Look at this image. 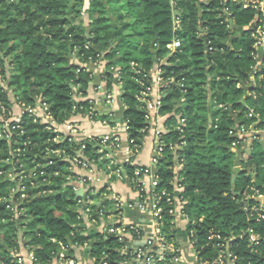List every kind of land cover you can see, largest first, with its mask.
<instances>
[{"label": "trees", "instance_id": "trees-1", "mask_svg": "<svg viewBox=\"0 0 264 264\" xmlns=\"http://www.w3.org/2000/svg\"><path fill=\"white\" fill-rule=\"evenodd\" d=\"M244 1L89 0L92 23L86 35L75 25L83 0H0V103L7 111L13 104L24 110L43 100L62 124L74 112L75 94L85 95L91 82L85 66L103 60L107 91L116 80L121 86L135 157L147 134L142 132L147 113L140 97L150 81L142 76L159 69L166 82L159 114L167 116V132L160 137L155 159L158 189L173 194L179 186L178 203L193 231L192 246L202 259L212 260L217 255L214 245L233 239L229 250L235 264H264V221L257 222L244 211L260 202L243 196L251 194L250 187L264 196V189L255 184H264V151L239 163L236 173L234 150L240 144L233 149L234 139L228 134L240 125L264 127V67L253 69L254 41L248 29L258 15L243 9ZM174 14L181 22L177 32ZM234 25L244 33L232 29ZM176 37L181 46L169 54L167 45ZM152 42L153 50L158 49L155 56ZM69 50L78 53V63L68 59ZM116 68L118 78L110 71ZM250 110L253 116L248 117ZM180 117L185 118L181 133L176 130ZM9 133L8 140L0 138V264H17L21 245L33 254L35 264H51L61 246L71 257L72 244L89 247L95 264H101L103 254L109 264L127 261L128 255L121 252L124 243L117 238L96 231L86 235L77 228V198L67 181L71 167L48 153L60 150L71 158L83 145L82 155L90 162L106 164L99 152L102 140L90 138L78 146L64 137L57 141V134L26 113ZM134 170L126 164L130 180ZM18 186L23 190L17 192ZM86 200L94 218L104 210L108 215L110 202L100 203L98 194L92 193ZM164 216L162 231L172 242L176 233L172 218ZM211 233L220 241L210 240ZM252 233L260 238L257 246L249 242Z\"/></svg>", "mask_w": 264, "mask_h": 264}, {"label": "built area", "instance_id": "built-area-1", "mask_svg": "<svg viewBox=\"0 0 264 264\" xmlns=\"http://www.w3.org/2000/svg\"><path fill=\"white\" fill-rule=\"evenodd\" d=\"M242 7L243 9H252L258 15L256 20L250 24V37L254 41L252 60L255 64L253 68L255 71L256 69H261L262 67H264V0H245ZM224 12L229 14L227 10H224ZM172 21L174 32L179 31L181 26L180 18L174 14ZM180 46L181 42L176 37L169 45H167V49L169 53H174L180 48ZM85 48H87V46H85ZM260 50H262V59L258 58ZM135 67L136 65L132 63L131 68L134 69ZM110 71H112L118 78L119 70L117 68L110 69ZM253 73L255 72H252L250 80L254 79ZM142 79L150 81V84L145 86V90L140 97V100L145 104L147 113L145 116L146 126L144 127L142 132H148L149 122L151 119L150 115L152 113H159V109L161 107V90L163 87H165L166 82H163L160 79L159 69H155L153 74L151 75L143 74ZM159 84H163L162 88L156 89V85ZM141 86H144V84H141ZM114 99L115 96L113 93L107 92L105 94V100L107 103L113 104L115 101ZM25 113L33 118L34 123L45 125V129L47 131H52L53 133L57 134L59 136L56 138L57 141L61 140L64 137L68 139L69 142H72V136L78 131V127L68 122V120L62 124L57 123L50 114L46 103H44L43 100L38 99L34 107H29L22 110V113L19 117H16L13 114L12 110L7 111L0 103V138L8 140L10 136V129L18 128L19 124L21 123L22 116ZM251 116H253V110H250L248 113V117ZM11 124H14V126L10 127ZM184 125L185 118L180 117L179 122L176 126V130L181 133ZM125 131H128L127 122H125ZM259 132H264V127L261 130H255L254 127H247L245 125L233 127L228 132L229 136L234 139L231 147L235 149L238 144H241L248 139L257 141L259 139ZM161 135L162 133L159 131H156L154 133L155 141L158 146L161 143ZM101 140L102 146H107L108 148H111L113 150L119 148L118 140L115 137H103ZM132 143L133 142L129 140L128 137L127 147L124 150V162L129 165L132 164L133 155L135 153L131 148ZM80 147V150L76 151L74 156L71 158L65 156L64 152L60 150H48V153L61 160L69 159L71 167L89 169L93 163L88 159L86 160L82 155L81 151L84 149V146L81 145ZM170 149L173 150L172 145H170ZM42 174L43 173H40V175ZM19 175H22V172L14 175L10 174L9 177L14 179L16 177H19ZM134 176L135 177L130 180V183L132 189L138 197V202L137 204H135V206L140 211L146 212L150 215L153 229L150 235H146L140 227L125 224L122 221L123 209L121 207V199L117 195L112 194L109 190H104L102 192L100 191L98 193L89 191L86 193V195H84L83 198L77 199L78 214L76 217V226L77 228L85 231V234L87 230V228L85 227L89 226L93 228V231L101 233L104 237L113 236L117 238L119 242L124 243L121 252L123 253V255H128L129 258L127 261L121 262L119 264H178L179 250L177 246L173 244L174 239L172 240V242L167 241V235L163 233L162 228L165 224L164 213L165 215L172 218V230H175V221L176 217L178 216L184 218L189 224V220L183 211V206L178 203L179 195L176 196L175 194V189L177 188L180 190V188L176 185L173 194L169 193L165 189H158L159 180L155 174V170L153 171V169L150 167L136 168L134 170ZM72 179H75L78 185H85L87 181V179L83 177H74V174L67 177L68 182H71ZM17 189V192H19V190H23V187L18 186ZM248 189L251 194L244 192L243 196L245 198L256 199L260 203L252 207H244V211L248 213V217H254L257 222L264 221V196H262L253 187H250ZM73 190L75 193L78 192V187H73ZM90 193L96 195L98 194L100 203H102L103 201L110 202V208H107L108 215H105L106 210H104L99 213L97 217L98 219L93 217L92 212L86 208V205L88 204L86 198ZM162 204L169 205V209L165 211ZM201 220L202 219H200V221ZM188 233L190 245L194 250L192 246L193 243L191 241L193 231L188 230ZM209 239L213 241H220V236L211 233ZM138 241L141 242V245H135V243ZM232 241L233 239H229L225 242H218L217 244H215L214 247L217 249V255L210 261L202 259V257L199 256V253L194 250L196 261L194 264H235L236 258L229 250V244ZM249 242L252 246H257L260 243V238L258 235L252 233L249 236ZM262 246L264 247V240L262 241ZM72 247L80 246L77 244H72L70 245V248ZM67 250V247L61 246L59 253L53 259L51 264H79L74 259H72V257L67 256ZM103 259L104 260L101 261V264H109L106 261L107 255L103 254ZM16 262L17 264H35L33 254L30 252H27L25 256H22L20 255L19 251V253L17 254Z\"/></svg>", "mask_w": 264, "mask_h": 264}, {"label": "crops", "instance_id": "crops-1", "mask_svg": "<svg viewBox=\"0 0 264 264\" xmlns=\"http://www.w3.org/2000/svg\"><path fill=\"white\" fill-rule=\"evenodd\" d=\"M88 9L89 0H83L82 13L75 22V25L80 30H83L86 35L90 31V25L92 23L87 13ZM248 29H251V25ZM242 33H244V30H242ZM76 54L78 55L77 52L71 51V59L68 54V59L74 64L78 63V56L76 57ZM261 54L262 50H260L259 59H262ZM85 68L91 74V82L85 95H77L76 93L74 96V112L68 119V122L78 127V131L72 136V143L78 146L90 137L99 139L103 137H115L118 140L119 148L113 150L107 146H103L99 152L104 154L102 159H104L106 164H92L89 169L71 167L69 159H66L69 163L68 165L71 167L68 170L69 176L74 174V177L87 179L85 185H78L75 179L68 182V185L72 189L73 187H78V192L75 193L77 199L83 198L89 191H93V193L104 190L111 191L112 194L117 195L121 199V207L123 209L122 221L125 224L138 226L146 235H150L153 230L150 215L136 208L135 204L138 202V197L132 189L130 179L125 171L124 150L127 147L128 134L125 131L126 121L124 119V106L121 101V86L116 80L112 89L107 91L105 82L103 81V75L106 69L105 61L100 60L95 63H89ZM252 82H254V79L250 80V83ZM162 86L163 84L156 85V89H161ZM107 92L114 94L115 101L113 104L106 102L105 94ZM10 100L13 102L11 95ZM11 110L16 117H19L22 113V110L15 104L12 105ZM150 117L149 129L143 140L142 147L135 157H133L132 164L130 165L135 169L150 167L154 171L156 165L155 159L158 157V145L156 144L154 133L156 131L162 134L167 132V116H162L157 112L152 113ZM258 137L259 139L257 141L248 139L240 144L237 151L234 150L238 161L236 169L238 168L240 170L239 163L247 160L256 150L264 151V132H259ZM85 159L87 160L86 157ZM180 193L181 190L176 188V196ZM108 208H110V205ZM175 223L176 234L173 244L179 250L178 264H194L196 262L195 252L189 242L188 222L181 216H178L176 217ZM85 228H87V235L93 231L92 227L87 226ZM135 245H141V242L138 241ZM19 251L22 256H25L27 253L22 245ZM71 251L72 259L79 264H95L94 258L90 255L89 247H72Z\"/></svg>", "mask_w": 264, "mask_h": 264}, {"label": "water", "instance_id": "water-1", "mask_svg": "<svg viewBox=\"0 0 264 264\" xmlns=\"http://www.w3.org/2000/svg\"><path fill=\"white\" fill-rule=\"evenodd\" d=\"M198 11H199V15L201 16V8L200 7H198ZM232 29L238 31L239 33H242V29L240 27H237V26L234 25V26H232ZM153 46H154V42L151 43L150 48H151L152 55L155 56L157 54V52H158V49L153 50ZM68 54H69V58L71 59V57H72L71 56V50H69ZM75 56L77 57L78 55L76 54ZM153 61L156 62V58H153ZM239 171L240 170L238 168L235 169L236 173H238ZM249 176H252V175H249ZM255 184H256L257 187L264 189V184H262L261 182L255 181ZM233 191H234V189H232V192Z\"/></svg>", "mask_w": 264, "mask_h": 264}, {"label": "rangeland", "instance_id": "rangeland-1", "mask_svg": "<svg viewBox=\"0 0 264 264\" xmlns=\"http://www.w3.org/2000/svg\"><path fill=\"white\" fill-rule=\"evenodd\" d=\"M257 151V150H256Z\"/></svg>", "mask_w": 264, "mask_h": 264}]
</instances>
